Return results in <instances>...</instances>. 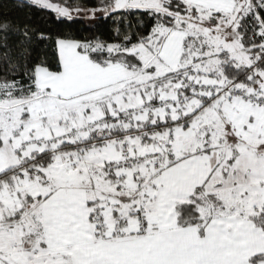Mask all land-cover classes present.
<instances>
[{"label":"snow or ice","instance_id":"obj_1","mask_svg":"<svg viewBox=\"0 0 264 264\" xmlns=\"http://www.w3.org/2000/svg\"><path fill=\"white\" fill-rule=\"evenodd\" d=\"M12 3L0 264H264V0Z\"/></svg>","mask_w":264,"mask_h":264},{"label":"trees","instance_id":"obj_2","mask_svg":"<svg viewBox=\"0 0 264 264\" xmlns=\"http://www.w3.org/2000/svg\"><path fill=\"white\" fill-rule=\"evenodd\" d=\"M7 4L9 7L13 9L12 15L14 17H18L20 19H23L25 15L27 14V9L19 10L16 8V6L12 3V0H0V5ZM32 23L41 27V28H48L49 25L46 23V17L39 16L37 14L32 15Z\"/></svg>","mask_w":264,"mask_h":264}]
</instances>
